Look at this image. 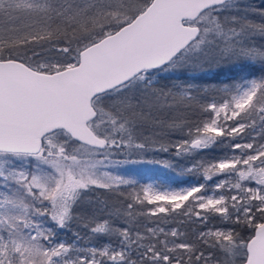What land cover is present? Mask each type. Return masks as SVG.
<instances>
[{
	"label": "snow or ice",
	"instance_id": "snow-or-ice-1",
	"mask_svg": "<svg viewBox=\"0 0 264 264\" xmlns=\"http://www.w3.org/2000/svg\"><path fill=\"white\" fill-rule=\"evenodd\" d=\"M0 264H264V0H0Z\"/></svg>",
	"mask_w": 264,
	"mask_h": 264
},
{
	"label": "trees",
	"instance_id": "trees-1",
	"mask_svg": "<svg viewBox=\"0 0 264 264\" xmlns=\"http://www.w3.org/2000/svg\"><path fill=\"white\" fill-rule=\"evenodd\" d=\"M218 154H219V150H217L215 152L210 151L207 154V158L211 159V158H213L214 156H216ZM161 155H163V154H161ZM129 167L135 169V171L137 173V178L142 177L143 172H151L153 174H156V173H159V172H165V173H167L168 175H170L172 177L173 182H179L181 180H184V179H187V178H190V177H194V176L177 177L175 175V173H173L172 171L164 169V168H161L159 166H153V165H136V166H129ZM195 178H197V177H195ZM200 182H203V181L201 180Z\"/></svg>",
	"mask_w": 264,
	"mask_h": 264
},
{
	"label": "rangeland",
	"instance_id": "rangeland-1",
	"mask_svg": "<svg viewBox=\"0 0 264 264\" xmlns=\"http://www.w3.org/2000/svg\"><path fill=\"white\" fill-rule=\"evenodd\" d=\"M140 178L142 180L149 181V182L173 183L172 177L165 172H159L156 174H153L151 172H143L142 177ZM187 182H200V181H198L197 178L195 177H190V178L181 180L178 183H187Z\"/></svg>",
	"mask_w": 264,
	"mask_h": 264
}]
</instances>
